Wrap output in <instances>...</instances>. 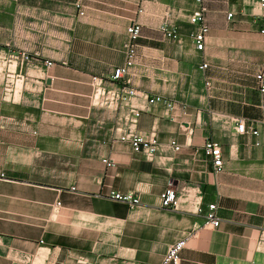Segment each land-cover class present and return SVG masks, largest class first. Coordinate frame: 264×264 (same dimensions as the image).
<instances>
[{
	"label": "crops",
	"instance_id": "1",
	"mask_svg": "<svg viewBox=\"0 0 264 264\" xmlns=\"http://www.w3.org/2000/svg\"><path fill=\"white\" fill-rule=\"evenodd\" d=\"M198 7L209 30L202 51L189 22ZM263 16L259 0H0V54L30 58L12 64L24 77L14 102L0 86V264H160L180 239V264H264V95L255 79ZM164 20L180 43L163 36ZM131 21L140 37L128 83L118 85L172 104L138 119L139 134L157 137L153 161L120 139L143 99L116 110L93 101V78L119 87L109 79L125 64ZM233 119L258 135L236 133ZM206 139L221 145L219 174ZM182 184L200 189L203 212L216 205L217 228L191 204L161 208V193Z\"/></svg>",
	"mask_w": 264,
	"mask_h": 264
},
{
	"label": "built area",
	"instance_id": "2",
	"mask_svg": "<svg viewBox=\"0 0 264 264\" xmlns=\"http://www.w3.org/2000/svg\"><path fill=\"white\" fill-rule=\"evenodd\" d=\"M259 6L264 10V0H259ZM75 9L77 14L82 16V6L76 2ZM232 14L227 15V19L230 20ZM190 24L197 26V31L192 35V39L196 50L202 51L204 46L205 36L208 34V27L204 21V9L198 7L192 12L189 17ZM163 36L176 43H180L181 38L174 27H171L168 21L164 20L159 27ZM141 28L140 25L131 21L126 28L127 42L124 44V53L126 55L125 64L121 67H117L113 70L110 76V82L120 85V83H128L125 77L128 74V69L134 63L136 42L140 37ZM260 34L264 36V16L262 25L260 28ZM14 61H19L21 65L30 63V58L27 54H20L14 56L12 54H0V86L2 88V98L6 102H14L23 89L24 77L16 72V69L12 67ZM51 63L45 62L46 66ZM206 64H203L200 68L205 69ZM256 86L261 95H264V61L261 63L258 73L255 76ZM92 84L94 86L93 101L95 106L106 109H118L121 104H127L132 99H143L144 103L141 107H132L130 115L125 117V132L121 135L120 139L123 142H127L133 152L142 154L146 160L153 161L159 151V143L154 133L144 136L136 131L138 119L143 110H146L148 106L162 103L168 109L172 108L171 102L160 96L149 97L146 94H141L138 91L119 86L117 89L106 87L101 83V80L93 78ZM264 108V105L262 106ZM235 124V132L243 135L257 136L258 132L253 126H248L243 119H233ZM257 146L258 143H255ZM170 147L175 151L180 150V146L175 142H170ZM202 150L209 156L213 164V173L219 174L223 169L221 145L210 139H206L202 144ZM107 166H112L107 160L103 161ZM115 199L128 202L132 206H136L139 203L137 198L131 196H119L115 195ZM202 194L198 187H192L187 184H182L179 187H167L160 196V205L162 209H168L172 211H179L182 204H191L193 208H196V212H203L201 208ZM59 205V203H57ZM204 226L217 228L220 220L216 216V205L209 204L206 210L203 212ZM187 239H180L174 244L170 245L167 249L164 258L160 264H180V253L186 246ZM258 246L264 250V231L261 232L258 238Z\"/></svg>",
	"mask_w": 264,
	"mask_h": 264
},
{
	"label": "water",
	"instance_id": "3",
	"mask_svg": "<svg viewBox=\"0 0 264 264\" xmlns=\"http://www.w3.org/2000/svg\"><path fill=\"white\" fill-rule=\"evenodd\" d=\"M46 83H47V84H49V83H50V81H49V80H47V81H46Z\"/></svg>",
	"mask_w": 264,
	"mask_h": 264
}]
</instances>
